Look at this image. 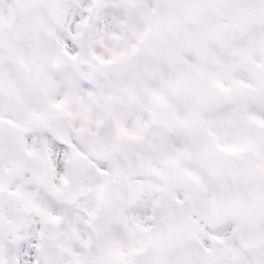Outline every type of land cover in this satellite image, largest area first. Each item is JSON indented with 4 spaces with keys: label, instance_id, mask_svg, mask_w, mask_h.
<instances>
[{
    "label": "snow or ice",
    "instance_id": "6c2138e0",
    "mask_svg": "<svg viewBox=\"0 0 264 264\" xmlns=\"http://www.w3.org/2000/svg\"><path fill=\"white\" fill-rule=\"evenodd\" d=\"M0 264H264V0H0Z\"/></svg>",
    "mask_w": 264,
    "mask_h": 264
}]
</instances>
